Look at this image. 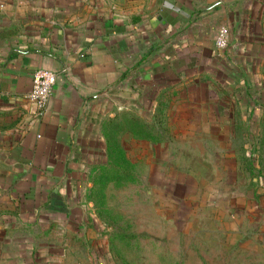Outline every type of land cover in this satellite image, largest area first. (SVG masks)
Listing matches in <instances>:
<instances>
[{
  "label": "crops",
  "instance_id": "obj_1",
  "mask_svg": "<svg viewBox=\"0 0 264 264\" xmlns=\"http://www.w3.org/2000/svg\"><path fill=\"white\" fill-rule=\"evenodd\" d=\"M258 1L0 0V264H113L83 218L82 148L105 117L135 110L138 95L151 105L183 98L193 80L215 101L200 78L220 62L217 29H229L228 55L250 48L242 37L257 32L248 23ZM40 68L56 81L38 113L28 95ZM246 83L257 98L258 83Z\"/></svg>",
  "mask_w": 264,
  "mask_h": 264
},
{
  "label": "rangeland",
  "instance_id": "obj_2",
  "mask_svg": "<svg viewBox=\"0 0 264 264\" xmlns=\"http://www.w3.org/2000/svg\"><path fill=\"white\" fill-rule=\"evenodd\" d=\"M257 6V32L242 37L250 48L228 55L229 38L214 76L200 78L215 101L193 80L183 98L138 95L82 148L83 218L113 264H264V116L243 115L264 109V0ZM252 78L257 98L246 92Z\"/></svg>",
  "mask_w": 264,
  "mask_h": 264
},
{
  "label": "built area",
  "instance_id": "obj_3",
  "mask_svg": "<svg viewBox=\"0 0 264 264\" xmlns=\"http://www.w3.org/2000/svg\"><path fill=\"white\" fill-rule=\"evenodd\" d=\"M214 43L219 50H224L228 46L229 29L227 26H219ZM55 81L56 73L52 70L40 68L34 71L28 99L34 104L36 112L40 113L45 108Z\"/></svg>",
  "mask_w": 264,
  "mask_h": 264
}]
</instances>
